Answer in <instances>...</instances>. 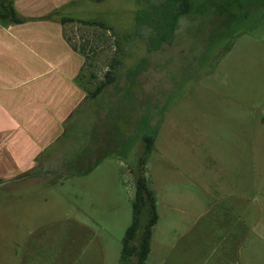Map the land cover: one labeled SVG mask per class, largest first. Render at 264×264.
<instances>
[{"label":"rangeland","instance_id":"obj_1","mask_svg":"<svg viewBox=\"0 0 264 264\" xmlns=\"http://www.w3.org/2000/svg\"><path fill=\"white\" fill-rule=\"evenodd\" d=\"M196 1L161 47L143 19L165 30L166 3L71 6L80 82L114 79L41 180L0 183V264H122L147 136L159 220L144 264H264V0Z\"/></svg>","mask_w":264,"mask_h":264},{"label":"crops","instance_id":"obj_2","mask_svg":"<svg viewBox=\"0 0 264 264\" xmlns=\"http://www.w3.org/2000/svg\"><path fill=\"white\" fill-rule=\"evenodd\" d=\"M82 1L3 0L21 21L0 15V183L41 180L35 168L54 164L52 149L89 117L95 89L79 80L86 57L63 23Z\"/></svg>","mask_w":264,"mask_h":264},{"label":"trees","instance_id":"obj_3","mask_svg":"<svg viewBox=\"0 0 264 264\" xmlns=\"http://www.w3.org/2000/svg\"><path fill=\"white\" fill-rule=\"evenodd\" d=\"M166 3L168 9V20L164 21L165 30L161 31V28L152 22L151 20L143 19V24L151 31H159L158 34V47L163 44H171L174 42V32L176 30L179 19L187 14L193 13L194 8L197 5L196 0H147L148 3L154 2ZM0 15L3 18L8 19L10 22L18 23L21 18L18 17L17 12L10 4H3V0L0 2ZM74 18H64L63 23L73 22ZM85 24L98 25L107 31H114L111 25H108L104 21L93 20L84 21ZM158 29V30H157ZM217 38V37H215ZM218 39V38H217ZM215 40V39H212ZM69 41V40H68ZM70 42V41H69ZM118 43L120 42L118 38ZM75 48L77 46L73 45ZM82 53L86 54L85 49L82 48ZM88 53L86 54V57ZM106 80H103L97 85L93 92V97H96L98 93L105 87V85L112 83L114 76L109 70L106 72ZM146 145L144 157L140 159V169L135 181V195L132 200L133 208V221L126 231V235L123 240V256L122 264H144L151 250V238L153 234V228L159 220V214L157 211V200L154 191L150 188L148 177L146 175L145 165L149 153L153 149L154 138L152 136L145 137ZM146 215V221L142 224V217ZM140 232V233H139ZM131 258H135V261H131Z\"/></svg>","mask_w":264,"mask_h":264}]
</instances>
